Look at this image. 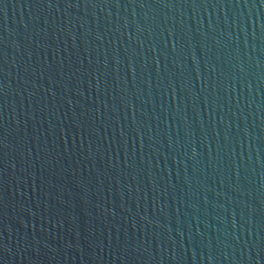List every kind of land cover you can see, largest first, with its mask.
Segmentation results:
<instances>
[{
    "label": "water",
    "instance_id": "water-1",
    "mask_svg": "<svg viewBox=\"0 0 264 264\" xmlns=\"http://www.w3.org/2000/svg\"><path fill=\"white\" fill-rule=\"evenodd\" d=\"M0 264H264V0H0Z\"/></svg>",
    "mask_w": 264,
    "mask_h": 264
}]
</instances>
